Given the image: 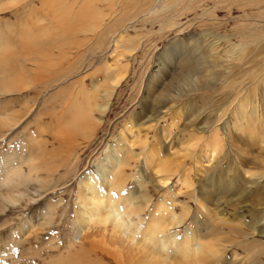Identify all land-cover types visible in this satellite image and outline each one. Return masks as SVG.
<instances>
[{
	"label": "rangeland",
	"instance_id": "rangeland-1",
	"mask_svg": "<svg viewBox=\"0 0 264 264\" xmlns=\"http://www.w3.org/2000/svg\"><path fill=\"white\" fill-rule=\"evenodd\" d=\"M88 1L91 3L0 0V264H140L145 244L153 254L175 260L180 258L179 246L187 239H191L189 253L199 251L197 234L206 227L218 226L225 234L230 232L229 224H237L241 217L245 218L241 220L244 228L251 226V215L259 207L249 197L240 205L226 198L220 201L226 223L211 217L214 205L201 208L200 203L205 192L218 198L225 193L228 199L236 200L239 187H244L246 180H257L264 171L263 81L258 82V96L250 94L248 98L246 116L238 114L239 107L234 104L215 123L225 137L222 152L213 156L207 142L209 133L203 134L196 151L180 159L179 171L165 183L160 180L164 176L146 168L145 161L153 147L159 152L158 162L174 153L182 155L189 145V128L212 116V93L200 90L201 81L210 75L212 62L208 61L214 53L226 55L224 49L238 57L242 35L252 26L262 25L257 28L264 38V18L251 15L257 12L252 4H264V0ZM83 2L95 9L93 20H76ZM149 7L155 11L139 21L133 19ZM85 22L99 27L90 29L88 23L83 25L87 30L82 29ZM120 34L126 35L124 46L132 48L124 50L122 56V49L114 52L113 42ZM195 46H201L198 53H204L202 59L207 64H202V71L198 69V79L184 83L179 79L183 57ZM116 57L120 61L115 62ZM232 57L224 60L232 62ZM106 64L128 69L110 99L103 94L108 89ZM95 84H99L98 90ZM255 84L248 83V93ZM160 92L185 102L182 115L176 116L178 106L152 114L151 109L155 111L156 102L161 101L156 99ZM106 100L108 107L99 112L97 102ZM115 145L126 147L125 152L130 151L134 158L116 178L108 168L114 186L108 183L107 187L100 161L107 163L106 153ZM241 150L246 152L241 154ZM243 160L246 163L236 167ZM222 167L226 169L225 183L240 174L241 179L238 176L229 184V192L221 191L219 180L210 184ZM245 171L257 174L243 176ZM23 173L35 179L22 185ZM87 177L102 188L106 203L109 195L119 200L121 212L127 207H143L139 213L129 211L122 216L127 228L120 236L115 235L111 223L99 224L97 214L88 222L78 216V210L84 212L80 206L85 201L79 199V193ZM260 180L264 184V177ZM139 181L144 182L143 187ZM216 189H220L217 194ZM143 194L142 199L135 198ZM184 212L189 213L188 219L180 226L172 225V217ZM152 220L167 223L162 241L170 239L171 245L149 242ZM261 229L255 236L264 242ZM228 251L218 264H251L256 260L242 250L240 256H234L230 246ZM260 260L264 263V255Z\"/></svg>",
	"mask_w": 264,
	"mask_h": 264
},
{
	"label": "bare ground",
	"instance_id": "bare-ground-1",
	"mask_svg": "<svg viewBox=\"0 0 264 264\" xmlns=\"http://www.w3.org/2000/svg\"><path fill=\"white\" fill-rule=\"evenodd\" d=\"M85 2H87L88 4L91 3L88 0L87 1L85 0ZM88 4L84 3L83 5L80 6V8L77 12V16L75 15L76 20H78L80 22L86 21V20H93L92 16L96 11L94 12L95 9L91 8V6ZM252 6H254L256 8L257 12H255V13L251 12L252 13L251 15L255 16V17L257 16L256 18L263 19L264 18V4L263 3L261 4L259 2H254L252 4ZM141 8H142V6H141ZM154 11H155V9L152 7L149 9L148 12L141 13L143 15H141V16L137 15L133 19L138 18V21H139L140 17L143 18V17L147 16L148 14L153 13ZM88 23L90 24V27H88L90 29H94L98 26L92 22H88ZM88 23L85 22L84 24H82L81 28L83 29L84 28L83 25L88 24ZM252 23L254 24L255 22H252ZM131 26H133V24ZM260 26H262V25H257L256 28H253V26H252V30L246 31L242 35L243 39H241V42L239 43L240 44V51H239L240 54H238V57L235 56V58H233L232 54L235 52L224 49L226 55H223V54L222 55H215V53H214V56L211 57L213 59L211 61H208V62H212V64L209 63L211 65V67L208 69L210 72V75L201 81L202 86H201L200 90L204 91L206 89H209V91H211L210 93H212L211 95L213 96V99H214L215 108L213 110L212 116H209L208 119L204 120L203 122L200 120L201 122L199 123V125L197 124L199 127L196 126V128H189L190 141H189L188 147L185 148V150L183 151V154L177 155L176 153H174L172 155V158H170V159H166L167 157H165V159L162 160L160 158V162H161L160 163V162H158L159 160L156 159L159 155V152L156 150L155 147L152 148L150 156H148V158H147L148 160L145 161L146 168L151 169V170H155L156 173L162 174L164 176V178H160V180L163 181V183H165L166 180L169 179V177L171 175H173L175 172L179 171V169H180L179 164L182 163V161H180L181 158L187 157L196 151V147L198 146L199 142L205 138V137H203L204 136L203 134L209 133V135H208L209 139L207 142H208V145L213 152L212 153L213 156H215L216 154H219L220 152L223 151V148L226 144L225 143V137L221 131L222 129L215 126V123L222 120V117L227 115L228 111L230 110V108L234 104H236L239 107L237 113L246 116L245 112H247L248 104L250 103L249 99H248L250 94L253 97H257L258 96L257 94L259 91V86H260L259 84H261L258 82H259V80L264 82V78H263V76H264V40L263 39L264 38H263L262 34L260 33V30H258L259 28H257ZM86 28L87 27H85L84 29H86ZM126 28H127V26L125 27V30H126ZM242 32H244V30ZM118 36H119V38L114 39V41L112 40L113 42H115L114 43L115 44L114 45V47H115L114 52H117L119 49H122V51L119 53V55L122 56L123 54H125L124 50L125 51H131L132 48L127 47V45L124 46L125 41H127V40H125L126 35L120 34ZM238 40L240 41L239 38H238ZM36 43H38V42H36ZM6 45H7V43H6ZM252 45L254 47H250ZM235 46H233L232 48L236 49ZM238 46L239 45H237L236 47H238ZM200 47L201 46H195L194 48L190 49L189 53L186 56L183 57V61H184L183 62V72H182V74H180L179 79L183 80L184 83L187 82L186 80L194 78V77L196 79H198L200 77V76L199 77L196 76L199 74L198 69L202 68L201 67L202 64H207V63H204L203 62L204 59H202V57L204 58V55H203L204 53H198ZM238 50L239 49H237V51ZM226 56L232 57L231 59H233V61L232 62H230L231 60L228 62L225 61L224 58ZM117 57H119V56H117ZM117 57L115 58V62L118 60ZM118 61H120V60H118ZM206 68H208V67H206ZM127 70H128L127 68L126 69L125 68H119V67L112 68V65L106 64L105 71L107 73V76L105 77V80H106V85H107L108 89L106 88L107 90H104L105 91L103 93L104 96H106L107 98L109 97V99H110V97L113 94V91L118 87L120 82L125 77ZM202 70H203V68H202ZM205 71H203V73ZM200 74H201V72H200ZM202 78H203V76H202ZM250 82L252 85L254 82H257V85L255 84L253 89L252 90L250 89L252 91V93H250V91L248 93V91L246 90L247 89L246 86ZM184 83H183V85H184ZM98 87H99V84L94 85L95 90L96 89L98 90ZM99 90H101V89L99 88ZM159 94L160 95L156 96V99L157 100L161 99V101L156 102L158 104V107L155 111L153 109H151L152 114L157 113V112H163V108H165V107L171 108L174 106L175 107L178 106L179 111L177 112L176 116L179 117L180 115H182L181 109H182V106L184 105L185 102L182 103V101L178 100V98H176V97L174 98L173 96L167 95L163 92H160ZM204 95L205 94L203 93L202 94L203 98H206V97H204ZM104 99H105V97H104ZM160 103H162L163 105L159 106ZM108 104H109V100H106L103 103L97 102V104H96L97 110H99V112L100 111L103 112L108 107ZM204 115H205V113H204ZM190 117H192V115ZM10 119L12 120V117H10ZM153 119L154 118H152V116H151L149 120L152 122ZM256 121L257 120H254V125H255ZM193 122H195V121H193ZM252 125H253V123H252ZM249 126H251V122L249 123ZM249 128H246L247 129L246 131H249L250 130ZM255 128L256 127H254V129ZM192 131H193V133H192ZM233 145L236 146L235 144H233ZM125 149H126V147H123V146L118 147L115 145L111 148V150H110L111 152L106 153L107 163H105V162L103 163L100 161V163L102 164L100 167V171H102L101 175H102L103 179L107 182V184H106L107 187H108V183H110L111 186L112 185L114 186L112 181H110L111 178L109 175L111 174V177L116 178L118 174H121L123 172V167L125 165H127L128 163H130V161L134 158L130 154V151H128V153H126ZM245 152H246V150H241V154H244ZM240 160H241V158H240ZM242 162H245V161L244 160L240 161L239 162L240 164H236V167H237V165L238 166L241 165ZM110 164H111V166H110ZM159 164H160V166H158ZM49 166H51V165H49ZM252 166H253V168H257L255 163H253ZM109 167H111L110 174L107 173V170ZM20 170L22 171L21 167L19 168V171ZM250 170H253V169H250ZM31 172H32V170L29 173H31ZM216 172H219V176L216 175V177L212 178V180L210 181L211 182L210 184H213L216 180H219L221 182L220 183L221 184L220 185L221 191H224V190H226L227 192L231 191L230 187H228L229 184H234L236 182V179H238L237 178L238 176L240 178V174H237L235 176L230 177V181L228 183H225L223 181V176L226 173V169L224 170L222 167L221 169L216 170L215 173ZM249 172L250 171L243 172V176ZM249 174H250V176H253V175H256L257 173H249ZM22 175H23V177H25V181L23 179L24 183L22 185H27L35 179V178H30V177L26 178L27 175H24V173L21 174V176ZM241 176H242V174H241ZM258 177L259 178L257 180H246L245 186L239 187L240 192H237L239 197L236 200H233V198H231V197H230V199H228L225 193H223L224 197L218 198L217 196H212L211 194H207L205 192L204 193L205 198L200 203L201 208H204V207L210 208V206L214 205L212 207V209L210 210L211 217L214 218V220H216V221L226 223L228 219L225 218V215L223 214L222 210L219 209L220 201H222L224 198H226V199H224L225 201H228V202L234 201L236 203V205H240L249 197L250 202L259 207V209L256 212L252 213V215H251L253 220H254V223H252L251 226L249 225L248 227L244 228L243 221H241V220H244L245 218L241 217L240 221H237V224H229V228H230V232H228V233H230L229 236H228V233H225L226 234L225 235L223 232H221L222 228H219L218 226L217 227L214 226L212 228L206 227L203 230L204 232H198L199 234H197V241L199 240L198 246L200 248L199 251L197 253L192 252L190 254L188 249L191 245V242H190L191 239H187V241L182 242V244L179 246L178 254L180 255L179 256L180 258L175 259V260H172V259L167 260L165 257H163L161 255L153 254L151 251H149L146 248L148 246H146V244H145V248L144 247H143L144 249L142 248V250L144 251V258L141 260L140 264H218L219 260L226 258V254H229V251H228L229 246L232 247V250L234 251L233 252L234 256H240L242 254L240 251L242 250L243 252L247 253V255H252L255 257L254 259H256V260H253L251 262V264H264L262 262V260H260V256L264 255V242L257 240V237L255 236L256 230H258L261 227H262V229H261L260 233L264 234V184H262V182L260 180L264 177V171L260 172ZM243 180H244V178H243ZM139 182H140V185L143 187L144 182H141V181H139ZM185 183L187 185H190L189 180H186ZM222 186H224V187H222ZM237 186H238V182H237ZM14 187H16L15 189L17 191H20V190H18L20 188L19 186L15 185ZM27 188H28V186H27ZM252 188H256V189L253 190ZM80 190H81V192L79 193V199L83 202L85 201L84 206L83 207L80 206V207L84 209V212L87 211V213L89 215V216H86L82 210H78V216L80 217V219L83 222H85V221L88 222V218L91 215L97 214V217H96L97 222L99 224H103V225H106L107 223H111L112 230L116 236L117 235L120 236L122 233L125 232V229L127 228V221H125L122 218V216L128 215L129 211H131V212L133 211L134 213H139L140 211L143 210V207L141 205H139V206H134V208L132 210H130V207H127L123 212H121V210H119L117 207L119 200L115 199V197H113L111 195H109V197L107 198L108 203H106V201H104V199H103L102 188L99 189V185L96 182H93V180L89 177H87L85 179V182H83ZM110 191H109V193H110ZM216 191L219 192L220 189H216L215 193H216ZM19 194L21 195L22 193H19ZM219 194H221V193H219ZM142 196H145V195L144 194L139 195V196L135 195V198L136 199H142L143 198ZM88 203L90 205H89V207L86 208V204H88ZM161 203H164V201H162ZM163 207H164V205H163ZM188 217H189L188 212H184L181 216L180 215H174L172 217V225L180 226L181 224H183L188 219ZM233 221H236V220H233ZM150 224L151 225H149V229H148L149 235H150L149 242L154 243L155 240H159L160 242H162L164 244L165 247L167 245H171L170 239L162 241V237L164 235L165 227L168 226L167 223H162V221H160L158 223V221L155 222L152 220ZM232 234H235V237ZM259 234H257V235H259ZM250 236H252V237H250ZM171 237L172 236H169V238H171ZM251 239H254V240L250 241ZM173 242H174V240H173ZM116 250H118V249H116ZM120 251H121V249H120ZM116 254L119 255L118 252ZM116 254H114V255H116ZM192 255H193V257H191Z\"/></svg>",
	"mask_w": 264,
	"mask_h": 264
}]
</instances>
